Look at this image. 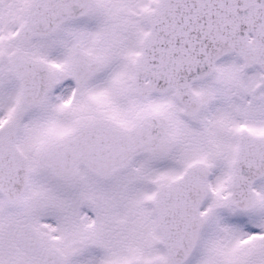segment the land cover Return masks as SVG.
<instances>
[{"label": "snow or ice", "instance_id": "snow-or-ice-1", "mask_svg": "<svg viewBox=\"0 0 264 264\" xmlns=\"http://www.w3.org/2000/svg\"><path fill=\"white\" fill-rule=\"evenodd\" d=\"M0 264H264V0H0Z\"/></svg>", "mask_w": 264, "mask_h": 264}]
</instances>
